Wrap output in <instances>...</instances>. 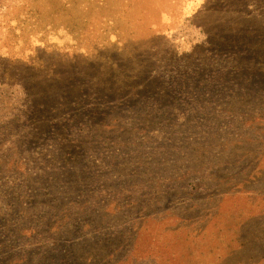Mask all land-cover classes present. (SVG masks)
Instances as JSON below:
<instances>
[{"label":"rangeland","instance_id":"1","mask_svg":"<svg viewBox=\"0 0 264 264\" xmlns=\"http://www.w3.org/2000/svg\"><path fill=\"white\" fill-rule=\"evenodd\" d=\"M0 264H264V0H0Z\"/></svg>","mask_w":264,"mask_h":264},{"label":"trees","instance_id":"2","mask_svg":"<svg viewBox=\"0 0 264 264\" xmlns=\"http://www.w3.org/2000/svg\"><path fill=\"white\" fill-rule=\"evenodd\" d=\"M82 257L90 258L91 254H84Z\"/></svg>","mask_w":264,"mask_h":264}]
</instances>
